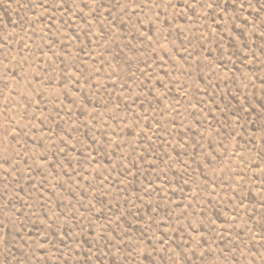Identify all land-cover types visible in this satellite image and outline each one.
I'll list each match as a JSON object with an SVG mask.
<instances>
[{"label": "rangeland", "instance_id": "obj_1", "mask_svg": "<svg viewBox=\"0 0 264 264\" xmlns=\"http://www.w3.org/2000/svg\"><path fill=\"white\" fill-rule=\"evenodd\" d=\"M0 264H264V0H0Z\"/></svg>", "mask_w": 264, "mask_h": 264}]
</instances>
